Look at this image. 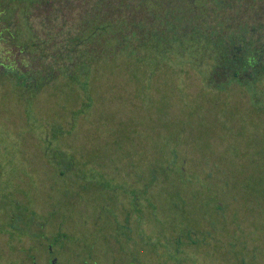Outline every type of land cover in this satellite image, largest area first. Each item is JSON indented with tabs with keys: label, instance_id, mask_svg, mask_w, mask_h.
<instances>
[{
	"label": "rangeland",
	"instance_id": "374dc122",
	"mask_svg": "<svg viewBox=\"0 0 264 264\" xmlns=\"http://www.w3.org/2000/svg\"><path fill=\"white\" fill-rule=\"evenodd\" d=\"M176 59L0 80V264H264V82Z\"/></svg>",
	"mask_w": 264,
	"mask_h": 264
},
{
	"label": "trees",
	"instance_id": "16d2710c",
	"mask_svg": "<svg viewBox=\"0 0 264 264\" xmlns=\"http://www.w3.org/2000/svg\"><path fill=\"white\" fill-rule=\"evenodd\" d=\"M169 57L205 72L211 87L255 92L264 82V0H0V80L24 91L111 58Z\"/></svg>",
	"mask_w": 264,
	"mask_h": 264
},
{
	"label": "flooded vegetation",
	"instance_id": "af4514ba",
	"mask_svg": "<svg viewBox=\"0 0 264 264\" xmlns=\"http://www.w3.org/2000/svg\"><path fill=\"white\" fill-rule=\"evenodd\" d=\"M19 208V205H17ZM19 210V209H18ZM20 213V212H19ZM21 214V213H20ZM12 223L9 225V228L12 231H17V239L19 242L22 243H28V250H29V258L33 259L34 255L31 253V247L32 242H29L30 240L32 241L33 239V229L35 224V216L34 213L31 211V208H28L25 210V213L23 216H19V221H16L13 217L11 218ZM23 246V245H22ZM52 262V258L49 259V264Z\"/></svg>",
	"mask_w": 264,
	"mask_h": 264
},
{
	"label": "water",
	"instance_id": "95a60500",
	"mask_svg": "<svg viewBox=\"0 0 264 264\" xmlns=\"http://www.w3.org/2000/svg\"><path fill=\"white\" fill-rule=\"evenodd\" d=\"M53 262H54V259L52 260L51 264H53Z\"/></svg>",
	"mask_w": 264,
	"mask_h": 264
}]
</instances>
